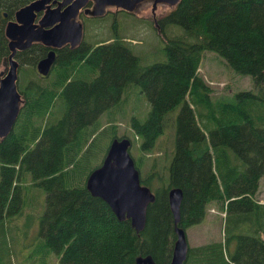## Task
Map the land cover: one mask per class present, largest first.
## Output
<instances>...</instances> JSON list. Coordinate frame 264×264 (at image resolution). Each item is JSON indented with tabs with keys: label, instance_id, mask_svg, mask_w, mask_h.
Listing matches in <instances>:
<instances>
[{
	"label": "trees",
	"instance_id": "16d2710c",
	"mask_svg": "<svg viewBox=\"0 0 264 264\" xmlns=\"http://www.w3.org/2000/svg\"><path fill=\"white\" fill-rule=\"evenodd\" d=\"M28 1L0 0V70L9 53L6 21ZM158 23L162 34L167 23L186 34L165 36V59L144 65L119 34L56 48L47 76L35 64L48 47L34 42L17 51L25 101L0 140V235L6 224L38 219L42 249L57 253L59 264H135L147 253L156 264H167L175 239L168 190L178 186L184 228L200 222L211 202L225 212L222 239L189 244L184 264H264V202L255 197L264 174V0H179ZM204 50L250 75L256 90L236 92L234 102L211 100L198 71ZM133 83L149 109L143 119L130 116V134L117 135L115 122L103 125L99 116L124 101ZM179 104L174 152L163 168L168 178L154 166L141 176L155 199L136 232L88 190L86 177L110 140L122 136L145 152L135 156L130 150L141 171L140 161L165 131L167 113Z\"/></svg>",
	"mask_w": 264,
	"mask_h": 264
},
{
	"label": "water",
	"instance_id": "95a60500",
	"mask_svg": "<svg viewBox=\"0 0 264 264\" xmlns=\"http://www.w3.org/2000/svg\"><path fill=\"white\" fill-rule=\"evenodd\" d=\"M31 0L20 6L4 27L9 53L7 69L0 70V140L14 127L24 99L18 89L19 62L17 51H23L32 43L48 47L47 53L38 59L36 70L41 75L50 72L56 58V48L65 44L73 48L83 40V25L78 18L80 10L91 16L102 15L108 6L128 12L136 11L143 3H151L154 25L159 31L156 8L159 3L169 7L179 0ZM56 2V6H51ZM38 16V12H40ZM131 139L113 137L101 159L87 175L85 185L95 196L102 198L119 220L128 218L136 232L146 222L147 207L155 199L151 188L141 182L140 170L130 152ZM182 189L173 186L168 190L169 205L173 214L175 239L167 264H184L188 251L186 230L179 225ZM135 264H156L149 253L135 257Z\"/></svg>",
	"mask_w": 264,
	"mask_h": 264
},
{
	"label": "rangeland",
	"instance_id": "374dc122",
	"mask_svg": "<svg viewBox=\"0 0 264 264\" xmlns=\"http://www.w3.org/2000/svg\"><path fill=\"white\" fill-rule=\"evenodd\" d=\"M108 8L116 9L113 6H108ZM169 9L168 5L159 3L156 8L157 19L168 12ZM104 13L98 17L96 16V18L86 16L85 14L81 15L79 19L82 20L83 24V40L94 44L100 41V39L109 38L114 34L125 36L126 39L130 40V48L138 55L139 61L143 65L154 60L165 59L163 47L165 36H183L186 34L181 26L170 23H167L165 26L164 34L160 33V28L158 31L153 22L150 2L143 3L136 11L130 13L122 9ZM6 64L8 66V63ZM1 69H3V66ZM198 71L208 83L210 87L209 97L213 101L234 102L236 100V92L247 89L256 90L254 81L250 75L235 72L225 59L213 50L203 51ZM123 97L124 101L113 106L109 111L102 112L99 116L100 123L103 125L115 122L117 135L122 134L123 130H126V133L129 132L130 134V130H128L130 116L135 115L143 119L150 105L146 95L134 83L125 88ZM179 109L180 104L167 113L169 119L167 120L165 131L157 139L154 149L147 152L144 160L139 163L141 176H145L146 178V176L150 175V173L148 174V169L154 166V170L161 168L163 171H166L163 175H167L166 178H168V171L163 168L164 164H166L168 169L174 152V119ZM130 150L135 156L139 154L145 155V152L139 150L137 140L133 141ZM154 156L157 161L155 165L151 163ZM255 197L260 202H264V174L260 178ZM39 198L38 196L35 197L30 202L31 205L33 206ZM39 208L40 206L37 205L35 211H38ZM221 208L220 203L211 202L207 205L204 218L200 222L185 228L190 245L222 239L225 212ZM262 208L264 210V207ZM42 241L43 239L38 236V219L32 223H23V221L17 223L16 221L6 224L3 235H0V255L2 256L0 264H59L57 253L53 250H43L44 245Z\"/></svg>",
	"mask_w": 264,
	"mask_h": 264
},
{
	"label": "flooded vegetation",
	"instance_id": "af4514ba",
	"mask_svg": "<svg viewBox=\"0 0 264 264\" xmlns=\"http://www.w3.org/2000/svg\"><path fill=\"white\" fill-rule=\"evenodd\" d=\"M29 1H31V0H29ZM29 1H28V2H29ZM26 3H27V2H26ZM26 3H25V4H26ZM91 4H92V1H91V0H88L86 6H91ZM23 5H24V4H23ZM56 5H57L56 2H53V3L51 4V6H56ZM21 6H22V5H21ZM175 6H176V4H175L174 6H172V7H170V9H169L168 11H170L171 9H173ZM18 8H19V7H18ZM18 8H17V9H18ZM17 9H16V10H17ZM111 9H112V8L109 9V8L107 7L106 10H105V13H106L107 11H108V12H109V11H110V12H113L114 10H117V9H112V10H111ZM16 10H15V11H16ZM15 11H14V13H15ZM4 13H5V12H4ZM14 13H13V15H14ZM38 13H39V14H38V16H39L40 13H41V11L38 12ZM105 13H104V14H105ZM129 13H130V12H129ZM83 14H85L86 16H91V15H89V14H86L83 10H80V11H79V14H78V18H80L81 15H83ZM91 17H92V18H96V16H91ZM97 17H98V16H97ZM12 18H13V16L10 17V18H8V20H9V19H12ZM8 20H7V21H8ZM7 21H6V22H7ZM81 21H82V20H81ZM82 25H83V24H82Z\"/></svg>",
	"mask_w": 264,
	"mask_h": 264
}]
</instances>
